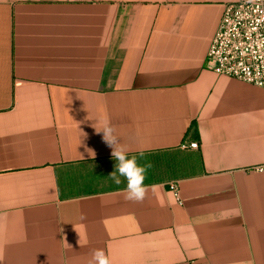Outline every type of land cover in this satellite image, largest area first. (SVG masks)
<instances>
[{"label": "crops", "instance_id": "crops-1", "mask_svg": "<svg viewBox=\"0 0 264 264\" xmlns=\"http://www.w3.org/2000/svg\"><path fill=\"white\" fill-rule=\"evenodd\" d=\"M235 1L0 0V264H264V88L207 67Z\"/></svg>", "mask_w": 264, "mask_h": 264}, {"label": "built area", "instance_id": "built-area-1", "mask_svg": "<svg viewBox=\"0 0 264 264\" xmlns=\"http://www.w3.org/2000/svg\"><path fill=\"white\" fill-rule=\"evenodd\" d=\"M207 67L264 88V0H237L225 5L208 51ZM199 145L194 141L183 147L196 149ZM171 187L180 199L178 184Z\"/></svg>", "mask_w": 264, "mask_h": 264}, {"label": "clouds", "instance_id": "clouds-1", "mask_svg": "<svg viewBox=\"0 0 264 264\" xmlns=\"http://www.w3.org/2000/svg\"><path fill=\"white\" fill-rule=\"evenodd\" d=\"M98 133H103V140L112 149L111 155L116 161L115 170L108 178L116 185L126 181L125 198L128 201L142 203L148 198L149 193L155 194L156 186H147L144 181L151 164L141 165L136 156H129V149L121 142L116 128L109 122H105ZM143 153H140L141 158ZM3 257L0 256V261ZM89 264H113L111 257L103 249H95L91 253Z\"/></svg>", "mask_w": 264, "mask_h": 264}]
</instances>
